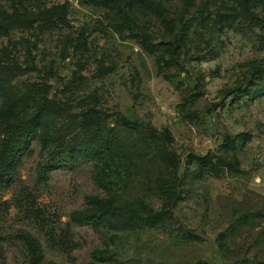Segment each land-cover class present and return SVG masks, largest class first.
Returning a JSON list of instances; mask_svg holds the SVG:
<instances>
[{
	"label": "rangeland",
	"instance_id": "rangeland-1",
	"mask_svg": "<svg viewBox=\"0 0 264 264\" xmlns=\"http://www.w3.org/2000/svg\"><path fill=\"white\" fill-rule=\"evenodd\" d=\"M0 76V140L36 124L0 264H33L24 235L39 264L264 260V0H0ZM82 145L126 160L119 202L147 213L104 201Z\"/></svg>",
	"mask_w": 264,
	"mask_h": 264
},
{
	"label": "trees",
	"instance_id": "trees-1",
	"mask_svg": "<svg viewBox=\"0 0 264 264\" xmlns=\"http://www.w3.org/2000/svg\"><path fill=\"white\" fill-rule=\"evenodd\" d=\"M0 98L6 107L12 105L6 82L2 76H0ZM28 121V118L20 119L17 123L9 124L3 132L0 140V184H9L11 182V172L18 163L19 156L25 151L31 139L35 136L36 124L30 125ZM79 151L95 161L97 182L108 194L104 199L107 204L113 205L117 202L118 205H115V208L120 209L124 213L144 214L149 211L147 207L140 204L128 205L119 202L117 189H119L120 184L126 182L130 175V166L126 160L113 155L109 150L91 149L84 145L79 147ZM113 171H115V174ZM103 216L102 210H89L87 212H74L71 215V219L75 222L88 221L92 225H97L103 221ZM23 240L31 253L32 263L39 264L40 251L37 243L28 235H24ZM87 264L97 263L89 261ZM253 264H264V260Z\"/></svg>",
	"mask_w": 264,
	"mask_h": 264
}]
</instances>
